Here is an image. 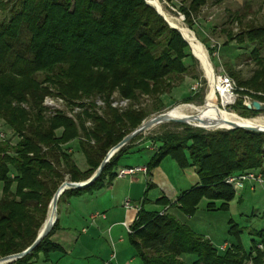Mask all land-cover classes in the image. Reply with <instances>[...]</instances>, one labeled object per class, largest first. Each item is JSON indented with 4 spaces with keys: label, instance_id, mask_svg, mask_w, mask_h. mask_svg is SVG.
Listing matches in <instances>:
<instances>
[{
    "label": "trees",
    "instance_id": "1",
    "mask_svg": "<svg viewBox=\"0 0 264 264\" xmlns=\"http://www.w3.org/2000/svg\"><path fill=\"white\" fill-rule=\"evenodd\" d=\"M207 1L180 0L178 11L189 28ZM166 2L175 6L173 0ZM0 13V121L10 133L0 131L3 258L33 244L66 176L70 182L87 181L110 149L150 115L170 105L169 94L191 75L187 63L196 60L181 34L145 0H0ZM246 18L247 13L241 12L235 20L243 24ZM243 41L256 44L251 57L257 69L245 81L234 72L230 76L247 90L242 96L263 103L264 97L257 93H264V58L260 57L264 23H248L239 39ZM114 96L127 100L128 107L112 108ZM46 97H58L70 110L81 112L74 118L63 112L53 115L43 106ZM144 97L151 100L150 109L140 107ZM96 100L104 104L101 113ZM190 101L191 97L185 100ZM235 108L241 109L244 118L259 113L248 110L241 100ZM180 126L182 133L166 132L152 139L158 148L146 173L167 157L181 170H195L198 185L183 192L175 203L185 216L192 217L203 199L209 206L220 201L218 210H228L236 192L225 183L227 177L248 171L264 176V133L206 132ZM141 136L121 148L89 187L65 191L58 204L110 184L117 176L118 162ZM13 138L17 139L14 144ZM75 140L88 168L84 172L67 152V145ZM157 202L168 204L163 198ZM56 229L57 221L29 255L11 264H35L40 255L47 262L50 254L63 252L50 240ZM243 232L232 225L229 234L235 244L220 252L167 211L148 213L140 208L129 241L142 264H188L184 256L194 259L190 264L262 263L264 230L251 232L250 253L242 246Z\"/></svg>",
    "mask_w": 264,
    "mask_h": 264
},
{
    "label": "crops",
    "instance_id": "2",
    "mask_svg": "<svg viewBox=\"0 0 264 264\" xmlns=\"http://www.w3.org/2000/svg\"><path fill=\"white\" fill-rule=\"evenodd\" d=\"M147 143L148 141H143L134 145L122 159L130 155L142 157L125 163L120 160L115 172L132 167H146L154 154L152 150L145 149ZM67 152L80 171L88 169L76 140L67 145ZM144 159L146 162L141 165L140 162ZM167 159L169 160L165 161ZM174 175L180 176L178 182L173 180ZM198 183L199 179L193 168L181 170L167 157L149 175L136 173L125 177L116 176L110 184L93 194L66 197L60 204L57 229L50 239L63 252L50 254L47 262L40 255L35 264H105L113 254L115 258L110 264H140L136 261L137 254L128 240L130 232L123 225L124 223L128 229L131 228L137 210L126 209L123 206L125 200L148 213L167 211L217 250L223 246L227 250L235 244L229 234V229L235 225L244 230L241 243L244 251L250 253L254 239L251 232L264 230L263 226H259L260 222L264 223V186L247 183L235 193L226 211L218 210L222 202L216 201L209 206L210 202L203 199L192 217L185 216L175 203L183 192ZM162 198L168 204L157 202ZM245 236L251 239L247 247L243 243ZM258 248L261 249L259 245ZM254 257L252 252L251 259ZM182 260L190 264L194 259L184 256ZM245 264L253 263L248 260ZM259 264H264V257Z\"/></svg>",
    "mask_w": 264,
    "mask_h": 264
},
{
    "label": "rangeland",
    "instance_id": "3",
    "mask_svg": "<svg viewBox=\"0 0 264 264\" xmlns=\"http://www.w3.org/2000/svg\"><path fill=\"white\" fill-rule=\"evenodd\" d=\"M158 1L162 5L164 12L172 19V21H174V23L181 25L183 24L185 27L190 29L195 34L198 41L204 46L205 50L207 51L209 60L213 68L214 75H217L218 73L221 72L226 73L235 82L237 87V92L240 94V96H242V93H244L247 90L244 87H239L237 85L236 81L232 78V76H230V72H234L238 74L240 78L243 81H245L250 79L254 71L257 69L255 61L251 57V53L255 49L256 44H250L246 41L239 42V39L243 37V32L246 30V26L248 23H251L254 26H260L261 24L264 23V0H208L206 6L194 19V26L192 29L189 28L187 22L185 21L184 15L178 11V8L180 7V0H173V3L175 4L174 7L171 6V4H169L168 2H166V0H158ZM241 12L247 13V18L245 22H243V24L235 20V18L239 16ZM2 16L3 13H0V18H2ZM231 37L233 40H230ZM190 54L192 55L191 49H190ZM260 57L264 58V45L260 47ZM193 58L196 60L195 64L189 62L187 63L190 69H192L191 75L186 76L184 78V81L181 84H179L174 90H172V92L168 96V98L171 101L170 105L168 107H165L161 111L150 115L146 120L181 105H194L197 107H202L205 105L206 97L211 90L210 88L211 83L206 77L204 71L202 70L198 59L194 56ZM193 88H196L195 92L193 91ZM250 93H255V92L250 90ZM257 94L262 95L264 97V93L262 92H258ZM189 97H191V101L185 102V100ZM113 99H119V98L118 96H114ZM97 102H101V100H96V104ZM218 103L220 104V102ZM237 103L231 108L226 107V111L236 116L244 118L243 115L240 116L242 114L240 113L241 109L235 108ZM139 105L140 107L150 109L152 103L151 100L144 97L140 101ZM96 106L98 107L97 108L98 112L101 113V109L103 106H99V105ZM80 112L81 109H79L78 113ZM248 116L249 118H256V117L264 118V111L256 115L251 114ZM87 126L90 127V125ZM190 128L199 129L206 132L217 131V130H206V129L193 128V127ZM183 130L184 127L180 126V124L174 122H165L156 125L150 128L149 130L145 131L144 133L140 134L142 135L141 138L134 141L133 145L137 146L138 143L150 139V141H148V143L145 145V148H147V150L149 149L154 152L158 148V145L155 142H153L152 139H155L166 132L182 133ZM0 131L5 132V134L8 136L10 135L9 131L1 121H0ZM218 131H227V130L219 129ZM16 142L17 139L13 138L12 143L14 144ZM144 154H146V152ZM141 157L142 156L139 155H130L123 159L121 158L120 160L122 163H125V162L135 161L134 158L138 159ZM168 160L169 159L165 161ZM145 162L146 161L144 159L140 162V164L142 165ZM179 177L180 176L174 175L173 180H176V182H178ZM65 181L70 182L67 176L65 177L64 182ZM1 192H2V186L0 185V196H1ZM60 207H61L60 204H57L56 216H58ZM231 212L233 213L234 211ZM260 224L261 225L259 226L264 227L263 222H260ZM243 243L247 247L251 243L250 237L247 238V236H245L243 238ZM135 258L138 263L142 264V261L139 257L136 256Z\"/></svg>",
    "mask_w": 264,
    "mask_h": 264
},
{
    "label": "bare ground",
    "instance_id": "4",
    "mask_svg": "<svg viewBox=\"0 0 264 264\" xmlns=\"http://www.w3.org/2000/svg\"><path fill=\"white\" fill-rule=\"evenodd\" d=\"M152 7L156 8L172 26L179 29L185 40L188 42L193 55L200 62L201 68L206 77L212 84V89L208 93L205 105L197 107L194 105H181L166 111L167 120H185L190 125L202 127L206 130L229 129L232 126H240L244 128L264 129V118H242L226 111V100L223 98L221 104L214 103L217 100L215 94L214 72L209 60L207 51L204 46L198 41L195 34L185 27L183 24H176L164 12L162 5L158 0H146ZM179 23V22H178ZM169 122V121H167ZM46 223L51 222L56 217L55 209L50 208L48 211Z\"/></svg>",
    "mask_w": 264,
    "mask_h": 264
},
{
    "label": "built area",
    "instance_id": "5",
    "mask_svg": "<svg viewBox=\"0 0 264 264\" xmlns=\"http://www.w3.org/2000/svg\"><path fill=\"white\" fill-rule=\"evenodd\" d=\"M214 81H215V94L217 97V101L220 102V104L223 101V98L226 100V107H232L234 106L238 101H242V104L245 106L246 103H251L253 100L249 96H240V94L237 92V87L235 82L224 72L218 73L217 75H214ZM210 88L212 89V84L210 85ZM193 91H196V88H193ZM261 103V102H259ZM96 105L104 106L103 102H97ZM129 102L125 99H112L111 101V107L118 109V110H124L128 107ZM261 105L264 106L263 103ZM43 106L49 111L51 114H55L56 112H63L66 114V116L70 118H74L75 114L79 112V108H74L73 110H70L66 103L58 98V97H46L43 101ZM87 125H90L88 123ZM3 137V135H1ZM147 169L146 167H132V168H126L122 169L117 173L118 177H125V176H131L136 173H143L146 174ZM225 183L228 184L234 192H238L242 190L247 183H254L260 186H264V176L259 171H248L242 174L229 176L225 179ZM123 206L126 209H132L135 208L137 212L140 210V207H134L130 201L125 200L123 203ZM123 225L127 228V230L130 232V229L126 226V224L123 223ZM261 248V246H259ZM226 249L225 246L220 247L219 251L224 252ZM115 258V255L113 254L111 259L106 262L105 264H110L111 261Z\"/></svg>",
    "mask_w": 264,
    "mask_h": 264
},
{
    "label": "water",
    "instance_id": "6",
    "mask_svg": "<svg viewBox=\"0 0 264 264\" xmlns=\"http://www.w3.org/2000/svg\"><path fill=\"white\" fill-rule=\"evenodd\" d=\"M146 1V0H145ZM146 3L148 5H150L147 1ZM151 6V5H150ZM152 7V6H151ZM154 8V7H152ZM156 12L163 17V19L165 20V22L172 28L177 30L183 40L188 44V42L185 40L183 34L179 31V29H177L176 27L172 26L170 23H168L167 19L156 9ZM189 46V44H188ZM190 48V47H189ZM193 55V53H192ZM194 56V55H193ZM195 57V56H194ZM214 103H217V100L214 101ZM245 107L248 110H253L255 112H262L264 111V106L261 105V103H259L258 101H252L250 104L246 103ZM174 122L177 124H182V125H187L193 128H200V129H204L202 127H198V126H193L190 125L187 121L185 120H167L166 119V113H160L146 121H144L136 130H134L132 133H130L129 135H127L126 137H124L116 146H114L112 149H110L108 151V153L106 154L105 158L103 159V161L101 162L100 166L98 167V169L96 170V172L87 180L84 182H80V183H73V182H63L60 187L57 189L56 193L54 194L50 206H49V210L50 208L53 207V209H55V212L57 214V204H58V200L60 198V196L67 190L70 189H84L89 187L94 181H96L103 168L105 167V165L109 162V160L124 146H126L131 140H133L135 137H137L138 135L144 133L145 131L149 130L150 128L165 123V122ZM235 129H243L249 132H254V133H264V129H256V128H244V127H240V126H232L229 129H225V130H235ZM49 213V212H48ZM48 216V215H47ZM47 220V218H46ZM46 220L42 226V228L40 229L37 238L35 239V241L33 242V244L28 247L26 250H24L21 253H17V254H13V255H9L3 258H0V264H11L23 257H25L26 255H29L40 243L41 241L50 233V231L53 229L56 221H57V216L55 217V219L51 222L46 223Z\"/></svg>",
    "mask_w": 264,
    "mask_h": 264
}]
</instances>
